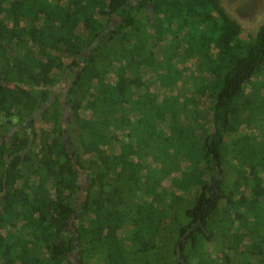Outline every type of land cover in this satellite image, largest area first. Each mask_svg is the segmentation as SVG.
Masks as SVG:
<instances>
[{
	"label": "trees",
	"instance_id": "16d2710c",
	"mask_svg": "<svg viewBox=\"0 0 264 264\" xmlns=\"http://www.w3.org/2000/svg\"><path fill=\"white\" fill-rule=\"evenodd\" d=\"M0 264H264V20L0 0Z\"/></svg>",
	"mask_w": 264,
	"mask_h": 264
},
{
	"label": "rangeland",
	"instance_id": "374dc122",
	"mask_svg": "<svg viewBox=\"0 0 264 264\" xmlns=\"http://www.w3.org/2000/svg\"><path fill=\"white\" fill-rule=\"evenodd\" d=\"M221 4L225 10V13L233 19L237 25L241 29V35L243 37H253L255 35V32L258 28V26L263 22L264 20V0H221ZM212 52H215L213 50ZM74 69V68H72ZM71 83V81H70ZM57 84V83H56ZM55 84V85H56ZM54 89V88H53ZM52 89V90H53ZM58 89L55 88V91ZM59 92V91H58ZM58 97H61L60 95H57ZM62 103V99H61ZM63 104V103H62ZM64 111L68 112V115L65 116V119L62 120L64 122H68L70 119V110L69 107H64L62 108L61 115L63 114ZM40 121H37L35 128L40 127L39 125ZM63 129H65V125H62ZM80 176H78V179L80 181V184H78V202L80 200H84L86 197V177L84 174L79 173ZM86 186V188H84ZM75 255L72 254L70 256V259L76 263L77 261L75 260L76 257ZM76 261V262H75Z\"/></svg>",
	"mask_w": 264,
	"mask_h": 264
},
{
	"label": "flooded vegetation",
	"instance_id": "af4514ba",
	"mask_svg": "<svg viewBox=\"0 0 264 264\" xmlns=\"http://www.w3.org/2000/svg\"><path fill=\"white\" fill-rule=\"evenodd\" d=\"M150 7V4H147V9ZM117 20V19H116ZM70 84V80H66V79H63L61 82L57 83L54 87V89L52 90L54 94L56 95H60L61 94V97H59V102L61 103V99H63L64 97V93L66 92L68 86ZM55 88H57L58 90L55 91ZM59 91V92H58ZM80 175V174H79ZM78 178V177H77ZM78 181V180H77Z\"/></svg>",
	"mask_w": 264,
	"mask_h": 264
},
{
	"label": "water",
	"instance_id": "95a60500",
	"mask_svg": "<svg viewBox=\"0 0 264 264\" xmlns=\"http://www.w3.org/2000/svg\"><path fill=\"white\" fill-rule=\"evenodd\" d=\"M60 106H61V108L67 107L66 105H63L62 103H61ZM66 115H68V112L67 111H64L63 114H62L63 119H65V116ZM62 127H64V126H62ZM77 170H79V169L77 168ZM78 184H80V181L79 180H78ZM84 188H86V186Z\"/></svg>",
	"mask_w": 264,
	"mask_h": 264
}]
</instances>
